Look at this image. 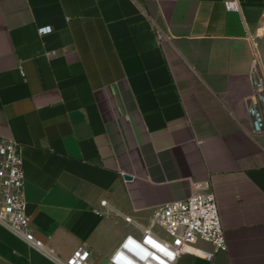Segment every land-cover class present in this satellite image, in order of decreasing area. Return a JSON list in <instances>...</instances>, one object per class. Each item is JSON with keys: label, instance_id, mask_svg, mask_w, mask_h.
I'll list each match as a JSON object with an SVG mask.
<instances>
[{"label": "crops", "instance_id": "0c3cea01", "mask_svg": "<svg viewBox=\"0 0 264 264\" xmlns=\"http://www.w3.org/2000/svg\"><path fill=\"white\" fill-rule=\"evenodd\" d=\"M225 1L0 0V133L22 145L48 251L0 224V264H58L80 246L109 264L196 183L215 193L227 250L176 264H264V135L247 102L264 0Z\"/></svg>", "mask_w": 264, "mask_h": 264}, {"label": "built area", "instance_id": "2783aa9c", "mask_svg": "<svg viewBox=\"0 0 264 264\" xmlns=\"http://www.w3.org/2000/svg\"><path fill=\"white\" fill-rule=\"evenodd\" d=\"M225 6L229 11L241 8L238 0H226ZM51 31V26L39 28L41 34ZM255 67L254 59L250 72L253 93L247 100L248 111L252 119L251 133L264 135V79L256 74ZM25 182L21 143L4 138L0 133V224L31 247L48 254L45 243L34 234L27 212ZM106 205L107 200L101 201V206ZM126 221L133 222L131 217H126ZM152 226L159 227L162 232L150 227L125 236L110 255L109 264H176L184 254L211 260L218 251L227 250L217 199L209 183H196L187 199L157 207ZM201 241L212 244V250L202 252L198 248ZM134 250L142 253L145 259L134 256ZM54 259L58 264H90L91 252L80 246L66 260Z\"/></svg>", "mask_w": 264, "mask_h": 264}, {"label": "rangeland", "instance_id": "374dc122", "mask_svg": "<svg viewBox=\"0 0 264 264\" xmlns=\"http://www.w3.org/2000/svg\"><path fill=\"white\" fill-rule=\"evenodd\" d=\"M256 74L264 79V30L254 40Z\"/></svg>", "mask_w": 264, "mask_h": 264}, {"label": "bare ground", "instance_id": "6f19581e", "mask_svg": "<svg viewBox=\"0 0 264 264\" xmlns=\"http://www.w3.org/2000/svg\"><path fill=\"white\" fill-rule=\"evenodd\" d=\"M132 254H134V256H136L137 258L144 260L145 257L142 255V253H140L139 251H132Z\"/></svg>", "mask_w": 264, "mask_h": 264}, {"label": "water", "instance_id": "95a60500", "mask_svg": "<svg viewBox=\"0 0 264 264\" xmlns=\"http://www.w3.org/2000/svg\"><path fill=\"white\" fill-rule=\"evenodd\" d=\"M125 178H126V179H131V176L126 175Z\"/></svg>", "mask_w": 264, "mask_h": 264}]
</instances>
